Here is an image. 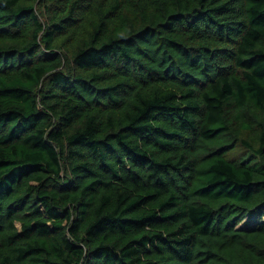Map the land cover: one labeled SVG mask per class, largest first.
<instances>
[{"label": "trees", "instance_id": "16d2710c", "mask_svg": "<svg viewBox=\"0 0 264 264\" xmlns=\"http://www.w3.org/2000/svg\"><path fill=\"white\" fill-rule=\"evenodd\" d=\"M0 264H264V0H0Z\"/></svg>", "mask_w": 264, "mask_h": 264}]
</instances>
